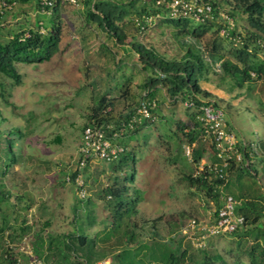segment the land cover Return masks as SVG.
Returning <instances> with one entry per match:
<instances>
[{
  "label": "rangeland",
  "instance_id": "obj_1",
  "mask_svg": "<svg viewBox=\"0 0 264 264\" xmlns=\"http://www.w3.org/2000/svg\"><path fill=\"white\" fill-rule=\"evenodd\" d=\"M213 1L218 3V17L215 22L223 24V15L233 0ZM2 11L5 13H1ZM47 13L48 11L36 7L35 0H14L7 9L3 8V1L0 0V38L6 40L20 26L33 27L35 19L44 18ZM232 17L235 30L243 33L246 26L245 16L236 11ZM59 19L64 54L69 50L75 55L71 56L68 69L72 71L74 68L77 71L68 72L66 77L52 76L51 62L60 57V52H57L50 60L42 63L18 62L17 70L21 75L19 84H14L10 78L0 74L4 88L10 92L7 99L11 102L6 104L0 98L4 118L0 127L6 131L11 126H17L23 133L21 139L15 142L18 162L5 175L0 174V185L4 191L9 192L8 203L3 202L1 206L0 221L1 216H4L9 224L18 225L24 219L26 225L30 226L25 231L32 236L34 243L37 234L46 237L47 234L67 233L76 224L84 223L88 235L87 243L69 256V260L76 258L82 261L103 255L99 252L92 255L87 253V250L92 249L95 241L93 237L97 231L104 227L110 229L108 224L111 219L100 194L106 184L111 182L114 174L122 176L125 166L115 172L111 168V162L90 159L82 169L85 196L81 197L77 185L65 180V175L75 168L77 162L74 150L61 154L50 145H42L39 140L37 151L27 157L30 152L25 153L22 145L27 148L30 140L43 139L51 136L53 132L67 135V143L72 144L71 137L79 133L80 129L73 127L71 123L78 124L81 120L78 117L79 112H83L87 105L94 104L105 90L111 89L110 94L117 96L113 101L112 113L113 119L117 118L129 107L136 105L144 90L142 85L146 70L141 67L142 62L134 50L128 48L127 43H115L95 22L88 23L84 20L83 5L62 2L59 5ZM125 31L129 39L133 36L136 42L153 48L168 59H179L188 46L201 50L205 42L190 35L176 36L173 27L157 20L142 31L136 30L129 23ZM213 35L209 32L205 39ZM125 48L129 51L126 52ZM226 56L234 60L230 54ZM204 57L207 59L205 52ZM258 57L264 60V46ZM219 64L220 62H216L210 66L208 80L202 82V86L212 94L211 100L223 109L227 124L236 129L240 139L255 144L262 141L264 145V77L252 81L250 87L245 83L239 88L229 76L224 75ZM123 74L132 78L130 96L125 98L119 96ZM53 75L56 76L55 73ZM154 98L158 102V113L154 122L147 123L139 132L128 133L126 136V146L132 147L137 157L134 165L135 178L132 182H126L132 189L140 192L137 212L132 216L136 224L135 231L139 234L138 240L146 242L147 245L152 240L167 241L174 237L175 244V239H181V244L187 246L188 253L195 259H200L201 248L195 247L190 239L183 236V230L188 220L193 217L198 221L208 222L216 208L201 191L189 186L185 174L195 172L205 159L198 164L192 163L190 156L185 153L184 146L187 144L184 139L178 148L177 138H182V135L177 131L176 120L186 119L185 103L181 99L174 102L161 84L155 89ZM20 140L23 141L22 144ZM198 146L205 149L206 156L211 154L207 142L201 140ZM3 147L4 140H1V156ZM262 150L264 147L258 146L257 155L262 154ZM260 163V158L257 157L251 164V168H256V173L252 174L246 169L240 179L242 188L250 196L264 193V171ZM87 199L89 203L85 202ZM28 204L29 208H25ZM159 215L164 217L154 223L150 221ZM259 226L264 230L263 224L259 223ZM122 229L123 225L117 230ZM152 229H156L158 236L152 235ZM107 233L108 230L103 232ZM237 239L238 237L231 234L207 237L202 249L209 255H220L221 260L214 264H250L245 249L249 248L252 236L243 238L240 244H237ZM113 240L114 237L110 241L97 239V249L105 250ZM11 241L16 249L19 240H10L5 231L0 236V254L1 247L11 244ZM123 245L119 255L107 253L104 259L113 264H151L150 256L135 248V244ZM118 249L119 245L111 247L112 252ZM49 259L56 264V258ZM23 264H27L26 259Z\"/></svg>",
  "mask_w": 264,
  "mask_h": 264
},
{
  "label": "trees",
  "instance_id": "obj_2",
  "mask_svg": "<svg viewBox=\"0 0 264 264\" xmlns=\"http://www.w3.org/2000/svg\"><path fill=\"white\" fill-rule=\"evenodd\" d=\"M2 1L3 8L7 9L14 0ZM168 1L170 0L160 2H157V0L82 1L84 20L86 22H95L115 43L121 45L127 43L128 48L134 50L139 61L142 62L141 67L146 70L142 85L144 90L139 98L149 102L153 101L155 107L150 109L151 117L135 124L133 129L118 138V141L124 146V152L114 161H111L110 164L115 172L124 166L125 168H123L121 177L118 174L112 176L111 182L106 184L102 189V194H100V198L104 200L105 208L108 211L109 219H111L108 224L110 229L104 227L98 230L93 237L95 241L92 249L87 250L88 255H92L94 252H99L103 255L98 256L96 259L89 257L82 261L76 258L73 261L69 260V256L83 248L88 239L84 223H78L75 228L67 233L47 234L46 237L37 234L35 243L34 241L32 242L33 252L44 259L52 260L49 257H54L56 258V264H93L98 260L104 259L107 253L119 255L122 252V247H124L123 243H130L135 244V248L141 249L145 254H148L151 258V264H214L216 261L221 260L220 255H209L202 248L200 250L202 253L201 258L195 259L188 253L187 246H182L181 239H175L176 243L174 244V237L169 238L167 241L152 240L148 245L146 242L138 240L139 234L135 231L136 224L132 216L137 212L136 207L139 202L140 192L138 189H132L126 184L128 181L132 182L135 178L134 165L137 162V157L134 149L126 146V136L131 133H137L147 123L154 122L158 113V102L154 98L155 89L161 84L174 102L178 99L183 102L186 100L193 102V105L186 106V119L176 120L177 131L182 135V138L179 136L177 138L178 148L182 139H184L190 147V153L187 156H190L192 163L198 164L205 157L206 162L212 164L221 163V159L216 155L214 144L205 136L202 123L198 119L200 115L199 106L208 102L212 97V94L202 86V82L208 80L210 66L216 62H220L219 65L224 75L229 76L233 84L239 88H242L245 83H248L246 86L250 87L252 81L264 77V60L258 57L259 51L264 46V0H233L230 3V7L225 11V14L231 20H233L232 16L236 11L245 16L246 26L243 33L235 30L233 21L232 25L228 24L227 19H224L223 24L215 22L216 17H218V3L213 0H201L208 2L212 6L211 18H205L203 21H194L184 13L172 15L169 7L166 6ZM61 3L57 1L50 8H45L44 10L48 11L46 17L36 18L33 27L23 28L20 26L6 40L0 38V74L10 78L14 84L21 82V75L17 70L18 62L42 63L49 60L60 50L62 29L59 19V5ZM35 5L42 9L39 0H35ZM1 13L5 12L2 11ZM156 20L173 27L176 36L190 35L200 42L205 41L203 48L195 50L188 46L179 59H168L159 55L153 48H147L143 44L136 42L133 36L130 39L128 38L125 28L129 23L136 30L142 31L150 24L155 23ZM209 32L214 35L205 39L206 34ZM128 48H125L126 52L129 51ZM204 52L207 55V59L204 57ZM226 54H230L234 60L228 58ZM159 72L163 73L162 77L159 76ZM121 78L123 81L119 86V96L125 98L130 96L132 78L126 74L121 75ZM110 92L111 89L103 91L98 100L88 107L86 121L82 125L81 130L87 125H111L112 127L106 129L107 134L111 135L119 127L121 121H127L131 117L138 105L139 98L134 107H129L119 114L117 118L113 119V101L117 96L111 95ZM9 96L10 92L6 91L3 82L0 80V98L6 104H11L7 99ZM3 121L4 118L0 107V125ZM22 135L23 133L17 126H11L6 131H3L0 127V142L4 140L3 155H0L1 175H5L9 168L18 162L15 142ZM201 140L207 142L211 149V154L208 156L205 155V149L198 146ZM250 143L248 142L243 147L239 140L237 146L242 153V159H236L232 155L228 159V166L222 170L221 176L217 170L190 171L185 175L190 187L201 191L206 198L214 203L216 209L209 221L216 216L217 210L222 204V195L233 196L237 201L234 206V212L241 214L244 220L239 227L228 234L238 237L236 240L237 244H240L243 238L252 236L249 248L245 249V254L250 264H263L264 230L259 226V223L264 225V193L250 196L251 194L246 190L244 191L240 183V179L246 169L252 174L256 173V168H251V164L256 161L257 157L260 158V165L264 171V150H262V154L258 155L257 151L253 152V161L245 164L244 159L249 158L248 151L252 148ZM255 146L264 147L262 141L260 144H255ZM127 167H130V169ZM69 173L71 182H74L75 168ZM8 195L9 192L4 191L0 185V211H2L3 202L8 203ZM85 202L89 203V200L87 199ZM29 206L30 204L25 208H29ZM162 217L164 216L159 215L154 219H150V221L154 223ZM121 225H123V229L117 230ZM29 228L30 226L26 225L24 219L21 220V226H18L12 223L9 224L7 218L1 216L0 236L6 230L12 229L10 235H8L11 240L16 238L14 235L21 237L26 233L25 230ZM106 230H108V233L103 234ZM152 235L158 236L156 229L153 230ZM112 237H114V240L109 243L108 248L105 250L97 249V239L110 241ZM118 245L120 249L112 252L111 247ZM1 248L0 264H12L15 262V250L9 244ZM19 255L24 262L26 257L23 254ZM83 255H85L84 252ZM109 262L113 264L111 261Z\"/></svg>",
  "mask_w": 264,
  "mask_h": 264
},
{
  "label": "built area",
  "instance_id": "obj_3",
  "mask_svg": "<svg viewBox=\"0 0 264 264\" xmlns=\"http://www.w3.org/2000/svg\"><path fill=\"white\" fill-rule=\"evenodd\" d=\"M57 1L69 3L72 5H82L83 0H39L42 9L50 8ZM164 0H157V2ZM171 14L184 13L194 21H203L205 18H211L212 6L201 0H170L166 3ZM229 25H232V20L226 14L223 15ZM223 31V30H222ZM160 77L162 72L158 73ZM186 106L193 105L192 101H184ZM155 107V103L149 102L143 98H139L138 105L134 113L127 121H121L119 127L114 130L111 135L106 132L111 125H87L81 131V137L77 146V164L75 167L74 183L78 187L79 196L84 197L82 169L90 159H100L106 162L114 161L118 156L124 152V146L118 141V138L123 136L125 132L133 129L135 124L140 123L143 119L151 117L150 109ZM200 115L198 119L202 123L205 136L214 144L216 155L221 159V163H209L203 161L202 165L196 170L202 171H219L220 176L224 168L228 166V159L234 155L236 159H242V153L237 146L241 142L245 147L248 142L243 138H239L237 131L233 126H229L225 120V113L223 109L209 99L208 102L199 106ZM153 118V117H152ZM252 147L248 151L249 158L244 159L245 164L253 161V152L257 151L255 143H250ZM185 153L189 155L190 147L184 146ZM250 160V162H249ZM220 165V166H218ZM70 173L65 175L67 182L71 181ZM222 204L218 208L216 216L213 220L208 222L198 221L196 218H190L186 227L183 230V235L190 239L191 243L197 247L202 248L205 245L207 237L228 234L239 227L244 220L241 214L234 212V206L237 201L233 196L224 194L221 197ZM33 238L28 233H24L15 249V262L12 264H23V258L19 254L26 257L27 264H55L53 260L44 259L33 252L32 248ZM19 253V254H18ZM93 264H110L108 259H101Z\"/></svg>",
  "mask_w": 264,
  "mask_h": 264
},
{
  "label": "crops",
  "instance_id": "obj_4",
  "mask_svg": "<svg viewBox=\"0 0 264 264\" xmlns=\"http://www.w3.org/2000/svg\"><path fill=\"white\" fill-rule=\"evenodd\" d=\"M63 51V52H62ZM66 51H68V53L67 54H64V47H63V45H62V43L60 42V50L58 51V52H60L59 54V58L58 59H55V60H53V62H51V63H53V69H52V76H54V77H57V78H60V77H66L67 76V74H68V72H73L75 69L74 68H72V71H69V69L68 68H70V64H69V62H70V60H71V56L72 57H74L75 55H73V54H71V52L69 51V50H66ZM65 51V52H66ZM54 55H56V53L54 54ZM53 57V56H52ZM51 57V58H52ZM50 58V59H51ZM49 59V60H50ZM72 66V65H71ZM76 68V67H75ZM75 71H77V70H75ZM53 73H55L56 74V76L55 75H53ZM110 96V95H109ZM90 105H87V107H86V109L83 111V112H79V116L78 117H80V122L78 123V124H74V123H71V125H73V127H78V129H80V132L79 133H76V134H74L71 138V140H72V144H69V143H67L68 141H67V135H62V134H60V132H53L52 133V135L51 136H47V137H44L43 139H39L38 137H36V138H38V140L36 141L34 138V141L33 140H30L29 141V143L27 142V148H25L26 146H23L22 145V147H24V152L25 153H27V152H30V153H28L27 154V157L29 156H32V153H34L35 151H37V149H38V147L40 146V144H38V141L39 140H41V144L43 145H45V146H47V145H50V146H52V147H54V148H56L59 152H61V154L63 153V152H66L67 150H74V153L76 154V156H77V146H78V144H79V141H80V137H81V127H82V125L85 123V121H86V115H87V112H88V107H89ZM38 136H40V135H38ZM21 139V138H20ZM17 140H19V139H17ZM23 142V141H22ZM22 142H21V140H20V143L22 144ZM18 144H19V141H18ZM20 145V144H19ZM45 146L43 147V148H45ZM29 151H28V150ZM75 156V157H76ZM203 159H206V157L205 158H203ZM58 163H60V162H58ZM61 164V163H60ZM67 172V171H66ZM65 172V173H66ZM64 173V172H63ZM18 226H21V224H18ZM11 230L12 229H8V230H6V234H7V236L8 235H10V232H11ZM59 234V233H58ZM14 237H16V239H20V237L19 236H15L14 235ZM13 243H12V241H11V244H9L10 245V247L13 249V250H15V247H13V245H12Z\"/></svg>",
  "mask_w": 264,
  "mask_h": 264
}]
</instances>
